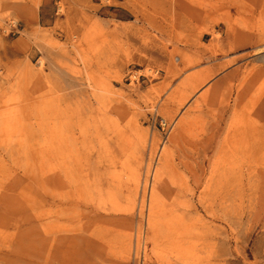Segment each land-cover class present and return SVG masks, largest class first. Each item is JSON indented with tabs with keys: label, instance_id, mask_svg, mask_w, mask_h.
<instances>
[{
	"label": "rangeland",
	"instance_id": "1",
	"mask_svg": "<svg viewBox=\"0 0 264 264\" xmlns=\"http://www.w3.org/2000/svg\"><path fill=\"white\" fill-rule=\"evenodd\" d=\"M0 264H264V0H0Z\"/></svg>",
	"mask_w": 264,
	"mask_h": 264
},
{
	"label": "bare ground",
	"instance_id": "2",
	"mask_svg": "<svg viewBox=\"0 0 264 264\" xmlns=\"http://www.w3.org/2000/svg\"><path fill=\"white\" fill-rule=\"evenodd\" d=\"M167 158V157H166ZM69 199V198H68ZM48 214V213H47ZM152 218V217H151ZM152 220L154 221V219L152 218ZM153 225V224H152ZM60 228V227H59ZM61 228H63V226L61 227ZM150 228V227H149ZM154 228V227H153ZM57 230V229H56ZM155 233V232H154ZM179 234H181V233H179ZM169 235V234H168ZM171 236V235H170ZM181 236H182V234H181ZM187 236V235H186ZM175 237V236H174ZM176 238V237H175ZM72 239V238H71ZM77 239V238H76ZM80 239V238H79ZM187 239V238H186ZM73 240V239H72ZM75 240V239H74ZM190 241V240H189ZM55 243H56V241H55ZM76 243V242H75ZM216 243V242H215ZM69 245H67V247H68ZM215 247V246H214ZM69 248V247H68ZM73 250V249H72ZM63 253H65V252H63ZM69 253V252H68ZM67 253V254H68ZM66 254V253H65ZM66 258H68V257H66ZM213 259V258H212ZM218 259V258H217ZM177 261H179V260H177ZM65 263V262H64Z\"/></svg>",
	"mask_w": 264,
	"mask_h": 264
},
{
	"label": "built area",
	"instance_id": "3",
	"mask_svg": "<svg viewBox=\"0 0 264 264\" xmlns=\"http://www.w3.org/2000/svg\"><path fill=\"white\" fill-rule=\"evenodd\" d=\"M161 124H162V126H163V127H165V126H166V123H165V122H163V123H161Z\"/></svg>",
	"mask_w": 264,
	"mask_h": 264
}]
</instances>
